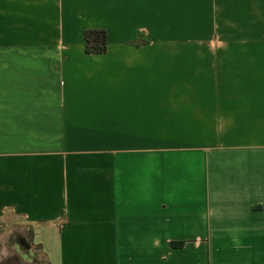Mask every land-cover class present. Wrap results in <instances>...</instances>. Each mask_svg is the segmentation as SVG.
<instances>
[{
    "label": "crops",
    "instance_id": "crops-1",
    "mask_svg": "<svg viewBox=\"0 0 264 264\" xmlns=\"http://www.w3.org/2000/svg\"><path fill=\"white\" fill-rule=\"evenodd\" d=\"M0 225L46 264H264V0H0Z\"/></svg>",
    "mask_w": 264,
    "mask_h": 264
},
{
    "label": "rangeland",
    "instance_id": "rangeland-1",
    "mask_svg": "<svg viewBox=\"0 0 264 264\" xmlns=\"http://www.w3.org/2000/svg\"><path fill=\"white\" fill-rule=\"evenodd\" d=\"M4 227L0 225V232L3 234ZM23 241V242H22ZM4 252L0 264H46L45 258L39 251L37 245L32 242L29 232L23 233L21 238L17 231L9 242L0 236V256Z\"/></svg>",
    "mask_w": 264,
    "mask_h": 264
},
{
    "label": "trees",
    "instance_id": "trees-1",
    "mask_svg": "<svg viewBox=\"0 0 264 264\" xmlns=\"http://www.w3.org/2000/svg\"><path fill=\"white\" fill-rule=\"evenodd\" d=\"M88 53H104L107 47V35L104 31H90L85 36Z\"/></svg>",
    "mask_w": 264,
    "mask_h": 264
},
{
    "label": "flooded vegetation",
    "instance_id": "flooded-vegetation-1",
    "mask_svg": "<svg viewBox=\"0 0 264 264\" xmlns=\"http://www.w3.org/2000/svg\"><path fill=\"white\" fill-rule=\"evenodd\" d=\"M3 253H4V252L2 251V253H1L2 256H0V261L2 260V257H3V255H4Z\"/></svg>",
    "mask_w": 264,
    "mask_h": 264
}]
</instances>
